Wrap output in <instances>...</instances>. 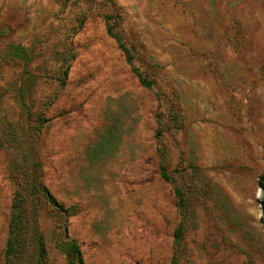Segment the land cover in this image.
Listing matches in <instances>:
<instances>
[{"label": "rangeland", "instance_id": "rangeland-1", "mask_svg": "<svg viewBox=\"0 0 264 264\" xmlns=\"http://www.w3.org/2000/svg\"><path fill=\"white\" fill-rule=\"evenodd\" d=\"M26 174L86 264H264V0H0V264Z\"/></svg>", "mask_w": 264, "mask_h": 264}, {"label": "trees", "instance_id": "trees-1", "mask_svg": "<svg viewBox=\"0 0 264 264\" xmlns=\"http://www.w3.org/2000/svg\"><path fill=\"white\" fill-rule=\"evenodd\" d=\"M105 17L107 20L110 19L109 15H105ZM115 29V25H108V32L114 36L120 42L122 48L127 51L125 44L122 41L121 33L115 31ZM138 75L144 85L151 87L150 81L144 77L141 72L138 71ZM25 176L27 178H25L14 191L11 205L8 240L4 254V264L25 263L26 254L30 248V244L26 238L30 230L29 215L31 213H36V208L34 207L33 202L38 198L45 199V201H47V203L60 214V224L57 226V241L60 248L67 256V264H86L79 245L74 240L68 238V219L70 216V208L65 207L58 201L42 179L36 181L34 178L30 179V174H26ZM162 176L165 179H168V174L163 169ZM259 185L263 191V198L261 199L260 204L263 211L262 223L264 225V177L260 179ZM177 194L180 197V207L184 209V199L181 191L177 190ZM34 231L36 234V243L34 245L36 255L32 264H50L47 249L43 241V235L41 232L38 233L37 230ZM182 232L183 230L181 224L174 239L176 251H178L177 248L181 245Z\"/></svg>", "mask_w": 264, "mask_h": 264}]
</instances>
